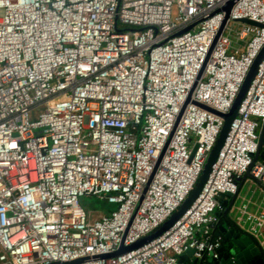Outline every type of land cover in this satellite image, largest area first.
<instances>
[{
    "label": "built area",
    "instance_id": "built-area-1",
    "mask_svg": "<svg viewBox=\"0 0 264 264\" xmlns=\"http://www.w3.org/2000/svg\"><path fill=\"white\" fill-rule=\"evenodd\" d=\"M263 45L264 0H0V264L220 263L222 220L264 261V55L191 204L99 256L179 209Z\"/></svg>",
    "mask_w": 264,
    "mask_h": 264
},
{
    "label": "water",
    "instance_id": "water-1",
    "mask_svg": "<svg viewBox=\"0 0 264 264\" xmlns=\"http://www.w3.org/2000/svg\"><path fill=\"white\" fill-rule=\"evenodd\" d=\"M232 2L233 1H229L228 4L223 8L225 10L226 16L228 15L229 8H230V5ZM242 21L252 23V24L261 25V24L257 23L256 21H253V20L247 19V18L242 19ZM263 55H264V45L260 49V51L257 54V56L255 57V59L253 60L249 70L247 71V73L244 77L243 82L241 83L239 91H238L230 109L227 112L221 113V112H218V111H216L210 107H207L205 105H201V106L207 108L208 110L220 115L224 119V122H223L222 128L220 130V133L218 135V138L216 140V143L214 144L213 148L211 149V151H210V153L206 159V162L203 166L202 172L199 176V179H198L195 187L193 188V190L191 191L189 196L182 202L179 209L177 211L173 212L172 215L164 223H162L161 226L158 229H156L154 232L142 237L141 239L137 240L136 242H134L130 245H127V246L121 245L119 247V249H117L116 251H114L112 253L99 255L100 257H108V256H112V255H117V254H120L124 251L130 250V249H132V248H134V247H136V246H138L144 242H147L148 240L159 235L162 231L167 229L191 204L193 199L197 196L199 190L202 187V184L204 183L206 177L208 176V174L210 172L211 165L213 164L215 157L217 155V152H218V150H219V148H220V146L224 140V137L227 133L229 124L236 114L239 103L241 102V100H242V98H243V96H244V94L248 88V85L250 84L251 79L255 75L257 64L262 59ZM256 159H260V160L264 161V121L261 122V125L258 129V148H257V152L254 154V160H256ZM218 199H219V201H221L222 205H226V203H227L226 199H221V198H218ZM216 213L218 215L221 214L220 211H218ZM225 213H226V209L224 211V214ZM216 233L221 234L224 238L223 239V245L221 247V254H220L221 262L219 263L217 260H214V259H207L203 264H264L263 259L261 257V254L259 252V249H258L256 243L248 234L242 233L233 227H229L228 225H224L223 220L221 222H219V224L217 226ZM191 253H192V250L189 249L184 255L181 256V260H187V258H189ZM80 260L81 259H77L74 261H65V262L55 261V262H51L49 264H74ZM192 261L196 264L198 263L196 258H193Z\"/></svg>",
    "mask_w": 264,
    "mask_h": 264
},
{
    "label": "rangeland",
    "instance_id": "rangeland-1",
    "mask_svg": "<svg viewBox=\"0 0 264 264\" xmlns=\"http://www.w3.org/2000/svg\"><path fill=\"white\" fill-rule=\"evenodd\" d=\"M255 188V183L247 181L244 184V187L241 189V197L246 196L249 197L251 195V191ZM258 190L255 192V196L258 195ZM241 199L238 198L235 202L236 206H239ZM80 204L84 208L86 212L90 214V217H96L99 213L106 212L107 210H111L115 207L114 204L107 203L106 201L100 200L95 196L84 195L80 198ZM252 209H254L252 207ZM231 217L235 216V210L230 213ZM264 234V233H263ZM262 237V235H261ZM263 238V237H262Z\"/></svg>",
    "mask_w": 264,
    "mask_h": 264
},
{
    "label": "crops",
    "instance_id": "crops-1",
    "mask_svg": "<svg viewBox=\"0 0 264 264\" xmlns=\"http://www.w3.org/2000/svg\"><path fill=\"white\" fill-rule=\"evenodd\" d=\"M252 207L255 209V206H251L250 207L251 210H254V209H252ZM224 225H227V222H224Z\"/></svg>",
    "mask_w": 264,
    "mask_h": 264
},
{
    "label": "flooded vegetation",
    "instance_id": "flooded-vegetation-1",
    "mask_svg": "<svg viewBox=\"0 0 264 264\" xmlns=\"http://www.w3.org/2000/svg\"><path fill=\"white\" fill-rule=\"evenodd\" d=\"M262 257V256H261ZM263 259V258H262ZM264 262V261H263Z\"/></svg>",
    "mask_w": 264,
    "mask_h": 264
}]
</instances>
